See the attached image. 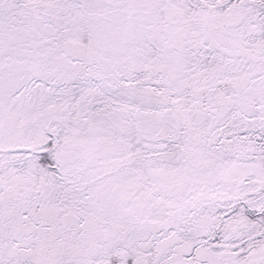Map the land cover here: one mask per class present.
Instances as JSON below:
<instances>
[{
    "label": "snow or ice",
    "instance_id": "obj_1",
    "mask_svg": "<svg viewBox=\"0 0 264 264\" xmlns=\"http://www.w3.org/2000/svg\"><path fill=\"white\" fill-rule=\"evenodd\" d=\"M0 264H264V0H0Z\"/></svg>",
    "mask_w": 264,
    "mask_h": 264
}]
</instances>
